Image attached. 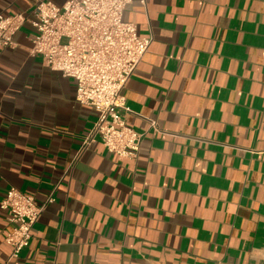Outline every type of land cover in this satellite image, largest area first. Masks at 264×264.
<instances>
[{"label": "crops", "instance_id": "crops-1", "mask_svg": "<svg viewBox=\"0 0 264 264\" xmlns=\"http://www.w3.org/2000/svg\"><path fill=\"white\" fill-rule=\"evenodd\" d=\"M145 1L123 15L153 41L122 94L133 129L163 132L137 158L100 140L79 155L98 114L29 55L30 25L0 50V203L55 197L14 259L0 207V264H264V0Z\"/></svg>", "mask_w": 264, "mask_h": 264}, {"label": "built area", "instance_id": "built-area-1", "mask_svg": "<svg viewBox=\"0 0 264 264\" xmlns=\"http://www.w3.org/2000/svg\"><path fill=\"white\" fill-rule=\"evenodd\" d=\"M134 1L69 0L57 6L40 0L30 11L0 14V50L15 47L16 33L30 25L29 55L41 59L51 71L74 79L76 101L97 112L79 155L100 140L119 159H134L147 133L163 132L156 120L147 117L144 120L149 126L143 133L127 123L132 110L122 91L153 41L152 36H141L135 24L123 20L126 8ZM141 3L145 5L146 1ZM54 202L53 194L39 204L34 196L15 188L7 192L0 207L9 212L13 225L6 238L12 248L11 259L30 246L34 225Z\"/></svg>", "mask_w": 264, "mask_h": 264}]
</instances>
